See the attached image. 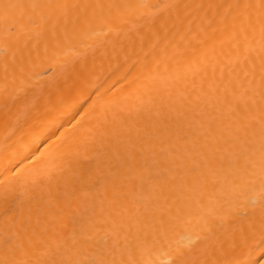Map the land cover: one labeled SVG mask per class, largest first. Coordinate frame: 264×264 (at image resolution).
<instances>
[{
  "label": "bare ground",
  "instance_id": "1",
  "mask_svg": "<svg viewBox=\"0 0 264 264\" xmlns=\"http://www.w3.org/2000/svg\"><path fill=\"white\" fill-rule=\"evenodd\" d=\"M0 264H264V0H0Z\"/></svg>",
  "mask_w": 264,
  "mask_h": 264
}]
</instances>
